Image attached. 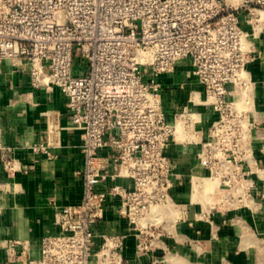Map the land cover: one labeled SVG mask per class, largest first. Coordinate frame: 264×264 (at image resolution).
I'll return each mask as SVG.
<instances>
[{
	"label": "built area",
	"instance_id": "obj_1",
	"mask_svg": "<svg viewBox=\"0 0 264 264\" xmlns=\"http://www.w3.org/2000/svg\"><path fill=\"white\" fill-rule=\"evenodd\" d=\"M263 8L264 0H0V70L5 59L26 64L33 86L63 91L85 157L82 201L56 212L59 231L43 237L39 257L24 260L29 246L21 242V264H130L129 235L139 254L160 246L172 232L169 221L188 212L174 195L185 179L169 151L173 143L199 145L208 173L188 175L193 201L204 197L202 216L255 202L256 122L250 105H239V87L250 86L251 100L247 64L259 53L254 36ZM245 12L251 30L243 26ZM181 60L190 62L205 96L169 112L159 75ZM234 92L238 99L230 98ZM200 104L218 112L206 135L198 128ZM46 116L44 135L30 144L34 160L41 153L57 157L54 148L62 142L61 112L50 109ZM0 158L8 172L30 171L1 141ZM120 177L130 182L116 181ZM206 178L217 184L196 194L195 182ZM114 197L127 229L98 231ZM159 205L175 213L153 218ZM17 244L7 243L9 260L19 258Z\"/></svg>",
	"mask_w": 264,
	"mask_h": 264
},
{
	"label": "crops",
	"instance_id": "obj_2",
	"mask_svg": "<svg viewBox=\"0 0 264 264\" xmlns=\"http://www.w3.org/2000/svg\"><path fill=\"white\" fill-rule=\"evenodd\" d=\"M262 27L254 36L258 55L248 62V75L252 81L251 119L253 128L252 151L255 168L252 177L256 182L255 202L231 209H213L209 216H202L204 197L194 202L189 173H208L198 158L199 145L173 143L169 149L183 173L184 182L174 189L178 201L188 207L185 219H180L165 236L160 246L144 253H137L136 238L126 239L125 255L130 264H264V8ZM243 14V26L252 29ZM162 93L169 112L175 104L190 103L191 97H204L205 87L193 74L188 60H181L172 72L159 75ZM231 99H238L234 92ZM198 128L206 135L208 127L218 117L212 107L200 104ZM61 112V145L54 148L58 154L50 158L38 154L30 144L44 135L46 112ZM71 120L66 97L59 87L47 90L31 83L29 65L15 66L10 59L1 63L0 70V141L10 146L20 165H30V171L22 169L8 172L0 158V264H21V242L29 249L24 260L39 257L45 235L56 233L55 214L66 204L80 203L83 198L84 179L79 171L85 157L81 151V131L70 128ZM116 181L129 183L124 177ZM114 182L111 180L109 183ZM105 187L106 184L100 185ZM203 203H202V202ZM118 197L107 200L105 218L96 225L98 231L124 232L126 219L116 207ZM18 241L19 258L9 260L7 243Z\"/></svg>",
	"mask_w": 264,
	"mask_h": 264
},
{
	"label": "bare ground",
	"instance_id": "obj_3",
	"mask_svg": "<svg viewBox=\"0 0 264 264\" xmlns=\"http://www.w3.org/2000/svg\"><path fill=\"white\" fill-rule=\"evenodd\" d=\"M239 90L242 94V100L241 102H239V105L241 106H246V105H250L251 100H250V86H246V87H239ZM217 184V182L215 180H212L210 178H206L203 181L199 182L196 181L195 182V192L196 194L198 193V191L202 190L201 187L203 188H213L215 185ZM173 213H175V210L173 209V207L171 205H159V206H155L151 212V216L153 218H164L165 216H167L168 214L172 215ZM175 220H170L169 223L167 224L169 228H172V226L174 225Z\"/></svg>",
	"mask_w": 264,
	"mask_h": 264
},
{
	"label": "rangeland",
	"instance_id": "obj_4",
	"mask_svg": "<svg viewBox=\"0 0 264 264\" xmlns=\"http://www.w3.org/2000/svg\"><path fill=\"white\" fill-rule=\"evenodd\" d=\"M81 66H82V63H80V62H76V64H75V68H81ZM83 67V66H82Z\"/></svg>",
	"mask_w": 264,
	"mask_h": 264
}]
</instances>
